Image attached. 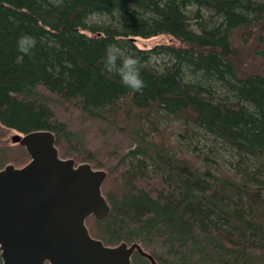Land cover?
<instances>
[{
	"label": "trees",
	"instance_id": "16d2710c",
	"mask_svg": "<svg viewBox=\"0 0 264 264\" xmlns=\"http://www.w3.org/2000/svg\"><path fill=\"white\" fill-rule=\"evenodd\" d=\"M25 34L38 44L17 62ZM161 34L177 43H135ZM112 43L142 58V92L104 70ZM0 124L107 173L110 213L86 221L106 246L264 264V0H0ZM29 161L0 148V170Z\"/></svg>",
	"mask_w": 264,
	"mask_h": 264
},
{
	"label": "water",
	"instance_id": "95a60500",
	"mask_svg": "<svg viewBox=\"0 0 264 264\" xmlns=\"http://www.w3.org/2000/svg\"><path fill=\"white\" fill-rule=\"evenodd\" d=\"M30 161L0 170V257L2 264H132L137 251L157 264L138 243L106 246L86 221L105 219L102 194L107 177L89 163L59 156L54 133L15 134Z\"/></svg>",
	"mask_w": 264,
	"mask_h": 264
},
{
	"label": "clouds",
	"instance_id": "9594fccd",
	"mask_svg": "<svg viewBox=\"0 0 264 264\" xmlns=\"http://www.w3.org/2000/svg\"><path fill=\"white\" fill-rule=\"evenodd\" d=\"M37 44L35 36L25 34L19 37L16 46L20 55L17 62H22L24 56H31ZM102 63L106 72L118 76L120 83L134 93L142 92L146 86L142 77L144 63L135 52H126L118 44L112 43L106 46Z\"/></svg>",
	"mask_w": 264,
	"mask_h": 264
},
{
	"label": "rangeland",
	"instance_id": "374dc122",
	"mask_svg": "<svg viewBox=\"0 0 264 264\" xmlns=\"http://www.w3.org/2000/svg\"><path fill=\"white\" fill-rule=\"evenodd\" d=\"M135 43L141 49H152L156 45L177 43V40L174 39L173 37L167 35V34H161V35H158L155 37H150V38L136 37ZM244 59H245V64L248 66L250 65V63L253 65L256 64V60L254 58H253V60L251 59V53L250 52L248 54H244ZM248 66L245 69H248ZM74 116H76V115H74ZM15 134H18V132H16L13 129H9V128L0 124V148L1 147H10V148L14 149L15 151H18L19 144L15 143L12 140V137Z\"/></svg>",
	"mask_w": 264,
	"mask_h": 264
},
{
	"label": "flooded vegetation",
	"instance_id": "af4514ba",
	"mask_svg": "<svg viewBox=\"0 0 264 264\" xmlns=\"http://www.w3.org/2000/svg\"><path fill=\"white\" fill-rule=\"evenodd\" d=\"M0 259H1V257H0ZM1 264H2V260H1Z\"/></svg>",
	"mask_w": 264,
	"mask_h": 264
}]
</instances>
